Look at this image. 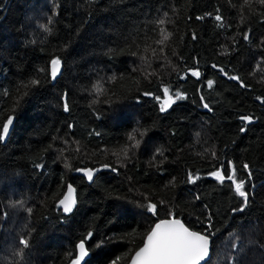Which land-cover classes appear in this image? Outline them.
Wrapping results in <instances>:
<instances>
[{
  "label": "trees",
  "instance_id": "trees-1",
  "mask_svg": "<svg viewBox=\"0 0 264 264\" xmlns=\"http://www.w3.org/2000/svg\"><path fill=\"white\" fill-rule=\"evenodd\" d=\"M165 86L185 98L161 112ZM13 114L0 143V264H66L89 232L83 264H127L169 211L203 233L210 217L203 264H264L260 0H0V122ZM229 161L238 179L244 163L252 172L243 212L232 211L242 204L230 182L209 175ZM99 165L111 168L91 182L76 171ZM68 182L77 204L64 214ZM149 202L158 217L141 207Z\"/></svg>",
  "mask_w": 264,
  "mask_h": 264
},
{
  "label": "snow or ice",
  "instance_id": "snow-or-ice-1",
  "mask_svg": "<svg viewBox=\"0 0 264 264\" xmlns=\"http://www.w3.org/2000/svg\"><path fill=\"white\" fill-rule=\"evenodd\" d=\"M260 2L264 4V0H260ZM215 19L220 21L222 20V17L217 15ZM48 22L49 24L51 23V17H49ZM159 23L164 24L165 22L161 20ZM45 30L51 31V29H49L46 25ZM161 31L163 32L164 30L161 29ZM244 38L247 39V35H245ZM167 39L168 35L165 34L163 40L159 41V43L162 44L164 40ZM193 39H195V35H193ZM50 65L51 79L55 80L60 72L61 60L59 58H54L51 60ZM212 67L216 68L217 66L212 65ZM219 71L224 72V69L220 68ZM190 73L193 77L199 78L201 76L199 70H190ZM224 74L227 75V73ZM229 78L239 80V77ZM32 83L36 84L38 81H32ZM213 85V80H207L208 88L211 89ZM241 86H244L242 82ZM96 91L100 92L101 88L96 86ZM144 95L148 96L152 95V93L146 92ZM184 98L185 97L182 93L179 91L172 92L168 86L163 87V99L158 95L154 97V99L159 102L161 112L167 111L173 104L176 103V101ZM203 100L204 96H201V101ZM203 107L211 111L208 103H203ZM64 108L65 111L68 110V104L66 101ZM13 112H15V110H13ZM15 118L14 114L9 115L3 122H0V143L5 142L9 137L10 131L14 128ZM240 119L246 124L251 123L253 120L251 116H241ZM245 130V127H241L240 129L241 132H244ZM138 143L139 142H137V144ZM212 155L215 157L216 154L212 153ZM37 167H40V165H37ZM242 168L244 170H248V176L246 179L237 178V167L232 161L228 162L227 170L224 165L221 164L219 168L209 173V175L221 185H223L225 181H229L235 194L241 198L242 206L240 208L233 209V212H243L249 202V192L246 190L245 185L250 181L252 172L247 163H244ZM76 171L83 172L89 181L93 179L94 170L91 168H78ZM113 171H115V169H113ZM199 179V175H195L191 172L188 174V180L191 183H196ZM197 199H199V197H197ZM76 202L75 189L71 184H69L67 193L58 202L59 206L62 207L63 213H71L76 205ZM141 207L145 208L146 211L154 217H158L160 214L156 203L149 202L147 205H141ZM28 211L31 212V209H28ZM168 216L169 218L158 219L154 226L151 227L143 241V246L139 247V249L135 252L131 264H201L202 261L207 260L210 253L211 236L214 235V233L211 232L212 224L210 222V217L207 229L204 233H202L190 230L180 219L175 218V214L173 212L169 211ZM91 237L92 233L89 232L85 239L80 240L77 245L79 254L76 259L72 261V264H81L85 257L89 256V250L86 248V241ZM20 243L25 248L28 247V241L26 239H21ZM102 244L103 241L98 243L97 247H101ZM235 247L236 246L233 245V249H235ZM119 259L120 258L118 257L117 260L111 261V264H117Z\"/></svg>",
  "mask_w": 264,
  "mask_h": 264
},
{
  "label": "water",
  "instance_id": "water-1",
  "mask_svg": "<svg viewBox=\"0 0 264 264\" xmlns=\"http://www.w3.org/2000/svg\"><path fill=\"white\" fill-rule=\"evenodd\" d=\"M61 70H62V66L60 67V72H61ZM50 72H51V65H50ZM59 72V73H60ZM59 73H58V75H59ZM57 75V76H58ZM85 168H91V169H93L94 170V175H93V178H94V176L99 172V171H101V170H109L110 168H111V166H109V165H99V166H96V167H85ZM80 169H83V168H80ZM79 174H81V175H83L86 179H87V177L84 175V173L83 172H78ZM88 180V179H87ZM93 180V179H92ZM91 180V181H92ZM91 181H89L88 180V182H91ZM69 184H71L72 185V187L75 189V196H76V188H75V186L72 184V183H70V182H68L67 184H66V188H65V191H64V193H63V195L61 196V198L60 199H62L63 197H64V195L67 193V190H68V185ZM59 199V200H60ZM59 200H58V202H59ZM76 201H77V196H76ZM76 204H77V202H76ZM58 206H59V203H58ZM60 208H61V210H62V207L61 206H59ZM75 207H76V205H75ZM74 207V208H75ZM74 208H73V210H74ZM63 212V211H62ZM64 214H69V213H64ZM158 221V220H157ZM156 221V222H157ZM183 222V221H182ZM184 223V222H183ZM155 224V223H154ZM154 224L152 225V227L154 226ZM185 224V223H184ZM185 226L186 227H188L186 224H185ZM190 230H192V231H196V230H194V229H191L190 227H188ZM150 231V230H149ZM148 231V232H149ZM203 233V232H202ZM147 235V234H146ZM145 238H146V236H145ZM144 238V239H145ZM144 241V240H143ZM80 242V240L76 243V256L73 258V259H71L69 262H67L66 264H72V261L74 260V259H76V257L78 256V254H79V250H78V248H77V245H78V243ZM143 246V243H142V245L140 246V247H142ZM86 248H87V246H86ZM88 249V248H87ZM139 249V247L133 252V254L131 255V257H130V259H129V261H128V263L127 264H131V261H132V258H133V256L135 255V252L137 251ZM89 250V249H88ZM89 256H90V251H89ZM89 256H87V257H85V259H84V261H82L81 262V264H83L84 262H85V260L89 257ZM210 256H211V245H210V253H209V257L207 258V260L210 258ZM206 260V261H207ZM206 261H202L201 262V264H203L204 262H206Z\"/></svg>",
  "mask_w": 264,
  "mask_h": 264
}]
</instances>
